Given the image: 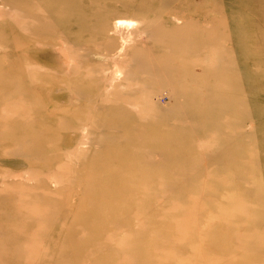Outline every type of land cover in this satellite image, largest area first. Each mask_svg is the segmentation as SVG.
Instances as JSON below:
<instances>
[{
	"label": "rangeland",
	"instance_id": "rangeland-1",
	"mask_svg": "<svg viewBox=\"0 0 264 264\" xmlns=\"http://www.w3.org/2000/svg\"><path fill=\"white\" fill-rule=\"evenodd\" d=\"M0 264H264V0H0Z\"/></svg>",
	"mask_w": 264,
	"mask_h": 264
},
{
	"label": "bare ground",
	"instance_id": "bare-ground-1",
	"mask_svg": "<svg viewBox=\"0 0 264 264\" xmlns=\"http://www.w3.org/2000/svg\"><path fill=\"white\" fill-rule=\"evenodd\" d=\"M114 23H115V22H114ZM116 23H117V24H120V23H124V22L121 21V20H117ZM126 25H127V24H126ZM113 26L115 27V25H113ZM116 26H117V25H116ZM118 26H119V25H118ZM128 26H129V25H128ZM129 28H130V27H129ZM129 28H128V30H129ZM125 29H127V28H125ZM115 30H116V29H115ZM125 31H126V30H125ZM116 34H117V33H116ZM124 34H125V33H124ZM127 34H128V33H127ZM118 35H119V34H118ZM120 35H121V34H120ZM120 35H119V36H120ZM182 35H183V33L181 34V37H182ZM1 36H2V35H1ZM125 36H126V35H125ZM179 36H180V35H179ZM172 37H173V36H172ZM175 37H176V41L173 42V40H171V42H173L174 46H178V45H176V44H177V43L179 44V43H180L179 41H180L181 39H178V41H177V38H178V37H177V34H176ZM184 37H185V34H184ZM179 38H180V37H179ZM172 39H173V38H172ZM184 39H185V38H184ZM168 40H169V38H168ZM168 40H166V43H167ZM199 40H200V39H199ZM168 42H169V41H168ZM175 42H176V44H175ZM169 43H170V42H169ZM173 44H172V45H173ZM64 47H65V46H64ZM57 48H58V47H57ZM58 49H59V48H58ZM62 49H63V48H62ZM62 49H61V50H62ZM121 50H122V49H121ZM62 51H64V49H63ZM124 51H125V50H124ZM124 51H123V52H124ZM120 52H121V51H120ZM63 53H64V52H63ZM121 53H122V52H121ZM65 54H67V53H65ZM69 54H72V53H69ZM73 54H74V53H73ZM67 56H68V55H67ZM67 56H65V59H66ZM193 57H194V56H193ZM194 59H195V58H194ZM123 60H124V59H123ZM68 64H69V62H68ZM68 64H67V65H68ZM117 64H118V63H117ZM121 64H122V63H121ZM65 65H66V64H65ZM118 65H119V64H118ZM68 66H70V65H68ZM116 66H117V65H116ZM116 66H115V67H116ZM112 69H113V68H112ZM117 69H118V68H117ZM122 69H123V68H122ZM119 70H120V72H122V71H121V68H120ZM111 75H112V74H111ZM118 75H119V73H118ZM109 76H110V74H109ZM109 76H108V78H110ZM113 76H114V74L112 75V78H114ZM89 78H91V76H90ZM97 78H98V77H96V79H97ZM102 79H105V77L102 78ZM102 79H100V81H102ZM105 80H107V81L109 82L108 79H105ZM108 82H107V83H108ZM101 83H102V82H101ZM104 83H105V82H104ZM111 83H112V81H111L110 83H108L107 85H109L108 87H111V91H112V85H111ZM92 84H93V83H92ZM105 86H106V85H105ZM106 87H107V86H106ZM103 88H104V85H103ZM109 89H110V88H109ZM113 89H114V87H113ZM104 90L106 91V88H104ZM104 90H102V92H103ZM105 91H104V93H105ZM113 91H114V90H113ZM83 92L86 93V96H91V95H92V92L89 91V90H84ZM100 92H101V91H100ZM102 94H103V93H102ZM73 95H74V94H73ZM113 95H114V94H113ZM63 96H65V95L62 94L60 97H63ZM183 241H184V240H183ZM28 248H30V247H28Z\"/></svg>",
	"mask_w": 264,
	"mask_h": 264
}]
</instances>
